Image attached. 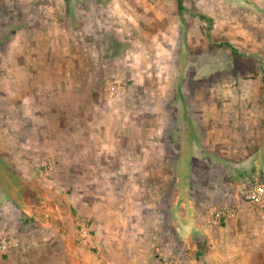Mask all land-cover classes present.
Wrapping results in <instances>:
<instances>
[{"label":"rangeland","instance_id":"374dc122","mask_svg":"<svg viewBox=\"0 0 264 264\" xmlns=\"http://www.w3.org/2000/svg\"><path fill=\"white\" fill-rule=\"evenodd\" d=\"M153 1L0 0L1 165L14 177L35 176V186L51 192L54 200L42 196L30 209L65 201L71 241L94 264H127L122 258L129 262L134 245L141 248L139 264H153L154 242L185 264L190 251L175 233L189 186L184 179L192 177L201 207L197 226L225 205L248 208L247 190L264 182L263 168H238L236 157L219 166L212 160V167L198 157L182 167L180 151L192 127L208 140L207 149L238 152L236 138L224 136L232 125L223 119L234 112L235 98L256 95L252 81L264 79V56L240 52L239 36L229 32L231 11L217 1L208 12L220 34L205 39L198 15L190 11L178 23V13L167 8L171 32L159 40ZM189 1L193 8L196 1ZM42 161L47 167L39 180ZM1 204L7 234L18 228L30 239L51 235L50 217L8 218ZM83 218L91 219L95 248L79 243ZM195 236L199 254L192 260L200 264L207 246L199 230ZM250 248L264 260L263 240Z\"/></svg>","mask_w":264,"mask_h":264},{"label":"crops","instance_id":"0c3cea01","mask_svg":"<svg viewBox=\"0 0 264 264\" xmlns=\"http://www.w3.org/2000/svg\"><path fill=\"white\" fill-rule=\"evenodd\" d=\"M195 1L193 8L196 12H194L190 1L184 0L185 10L182 15L179 11L178 0H168V3H170L169 7H167L166 0L153 1L154 26L156 25V28H158L155 32L159 40L164 39L166 32H171L170 29L166 28L167 8L172 13H178V23L180 20L185 23L184 15H191V12L198 15L199 21L197 20V23L200 24V29L203 32L205 31V39L211 40L213 33L220 34L218 29L220 22L218 21L216 29L213 31L211 20H209V15L212 16V14L208 12L209 4L217 1L222 7L227 9V12L228 10L231 11L229 16L232 18L229 22V32H234L236 36H239L235 38L237 41L236 47L241 50L240 52L243 55L264 56V0ZM205 21L208 23H205ZM188 29L190 31L193 30L192 28ZM183 31L186 32V29L184 28ZM260 42L263 43V46H261ZM181 49H183L182 45ZM253 84L259 89L256 95L249 97L238 96L235 98L234 112L223 119L224 126L232 125V128H229L232 130V133L228 131V128L224 127L226 129L224 136L228 137L232 134L236 138L234 143L239 146L238 152L230 157L226 154L227 150L225 149H207L205 145H208V140L203 138L201 131L199 132L198 129L192 130L191 127L186 133L187 137L185 138L184 147L180 150L183 155L182 167H193L192 161L198 159V157L201 160L200 162L208 163L207 166L209 167L215 166L210 164L213 162L212 160H216L218 162L216 166H219L236 157L235 160L238 168L255 167L256 169H264V79L263 81H252ZM223 116L225 117L226 115L224 114ZM226 142H228V139H225ZM11 164L19 165L17 161H13ZM38 164L40 166L37 168L36 174L38 173V176L36 178L39 180L44 179L41 173L45 174L46 162L42 161ZM24 165L22 164L21 166L23 167ZM30 167L32 165L28 163L24 168L30 169ZM28 171L31 174V171ZM34 177L30 176L25 179V177L18 178L12 176L1 165L0 157V201L5 206L1 204L2 208L4 207L2 214L8 218L13 216V214L19 218L20 215H25V213L31 216L44 215L45 218L50 217L46 231L51 234L45 239H30L28 236L31 234H28V232L19 231L18 228L9 229V233L18 234L17 236L21 239V246L18 249L12 250L7 255L0 256V264H94L86 260L87 256L81 258L79 255L80 248L75 246L71 241L73 230L69 222L70 216L67 214L68 206L64 203V200L54 201L53 203L45 201L44 208L40 210L37 209V204L34 206L36 207L35 209L28 207L30 204L34 205L35 200H38L42 196H45L47 200H54L52 194H50L51 192L40 191L35 186L36 180ZM186 179L189 181H186ZM184 181L189 184L184 196V215L180 218V223L176 226L175 233L177 232V238H182L184 246L190 251L187 254L190 258L186 259L185 264H193L192 258L199 254L200 244L198 241H194L196 237L195 233L198 230L201 233L203 241H201V245L203 246L205 243L207 246L206 251L201 252L200 264H252L258 261L264 264V260L255 259L256 250H254L256 253H250L251 246L254 247L260 240L264 241V212L257 210L249 203H245V205H248V208L246 206L242 207L239 203V207L236 205L238 208L228 206L231 209V216L224 221L225 225H211L209 220L212 212H210L204 225L197 226V210L201 207L197 204L196 193H194L192 188V177L185 178ZM15 209L17 213H15ZM16 220L18 222V219ZM1 227L0 234L7 233V227ZM126 229L127 226L124 230ZM142 238L143 236L139 241L143 242ZM137 240L138 237L136 236ZM139 241L138 243H140ZM154 243H152V247L156 252L155 254H165L162 251L163 248L158 247L157 243ZM135 246L129 249V262L126 261L127 259L122 258V263L139 264L138 259L141 248L140 246ZM147 246L151 249L150 244H144L145 248ZM262 257L264 258V255ZM250 259L251 261L253 259V262Z\"/></svg>","mask_w":264,"mask_h":264},{"label":"built area","instance_id":"2783aa9c","mask_svg":"<svg viewBox=\"0 0 264 264\" xmlns=\"http://www.w3.org/2000/svg\"><path fill=\"white\" fill-rule=\"evenodd\" d=\"M245 198L247 202L255 207L257 210L264 212V182L254 183L246 192ZM231 209L225 205L218 209H215L211 213L209 223L213 226H219L230 218ZM79 243L85 247H92L95 244L92 230L93 225L90 219H81L79 222ZM21 246V239L14 234H0V256L7 255L14 249H18ZM96 246V245H95ZM94 246V248H95ZM155 264H181L179 256L174 254H160Z\"/></svg>","mask_w":264,"mask_h":264},{"label":"trees","instance_id":"16d2710c","mask_svg":"<svg viewBox=\"0 0 264 264\" xmlns=\"http://www.w3.org/2000/svg\"><path fill=\"white\" fill-rule=\"evenodd\" d=\"M178 5H179V11H180V14L182 15L185 8H184V0H178Z\"/></svg>","mask_w":264,"mask_h":264}]
</instances>
